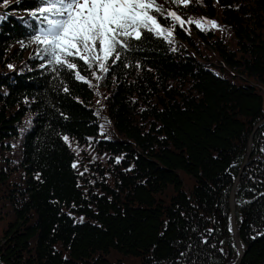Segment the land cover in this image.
<instances>
[{
    "label": "trees",
    "instance_id": "trees-1",
    "mask_svg": "<svg viewBox=\"0 0 264 264\" xmlns=\"http://www.w3.org/2000/svg\"><path fill=\"white\" fill-rule=\"evenodd\" d=\"M157 2L193 23L84 82L0 0V264H264V0Z\"/></svg>",
    "mask_w": 264,
    "mask_h": 264
},
{
    "label": "snow or ice",
    "instance_id": "snow-or-ice-1",
    "mask_svg": "<svg viewBox=\"0 0 264 264\" xmlns=\"http://www.w3.org/2000/svg\"><path fill=\"white\" fill-rule=\"evenodd\" d=\"M2 2L7 4L8 0ZM171 2L187 6L191 0ZM30 14L38 22L32 38V42L41 46L38 57L46 59L53 72L68 70L84 82L88 81L79 70L81 66L93 76H96L93 68L107 73L109 62L120 61L123 54L136 47L133 42L141 41L146 33L171 43L177 22L181 26L193 23L182 20L157 0H36V8ZM160 17L170 23L163 24ZM209 23L217 27L215 22ZM195 24L201 27L199 21ZM64 91H68L67 87ZM64 140L68 142V137Z\"/></svg>",
    "mask_w": 264,
    "mask_h": 264
},
{
    "label": "rangeland",
    "instance_id": "rangeland-1",
    "mask_svg": "<svg viewBox=\"0 0 264 264\" xmlns=\"http://www.w3.org/2000/svg\"><path fill=\"white\" fill-rule=\"evenodd\" d=\"M95 110H96V114L97 116H99L100 120H101V125H103V128H100V133H103V136H107L109 137V135H106L105 133H108V130L106 128V123H105V119L103 118V111L100 108L99 103L97 102L95 105Z\"/></svg>",
    "mask_w": 264,
    "mask_h": 264
},
{
    "label": "water",
    "instance_id": "water-1",
    "mask_svg": "<svg viewBox=\"0 0 264 264\" xmlns=\"http://www.w3.org/2000/svg\"><path fill=\"white\" fill-rule=\"evenodd\" d=\"M262 122H264V121H262ZM252 139V135H251V137H250V140ZM247 156H249V152H248V154H247ZM245 165V164H244ZM233 189H234V186H233V188H232V190L231 191H233ZM231 194H232V192H231ZM232 209V208H231ZM232 228H233V231L235 230V226H234V222H233V209H232ZM236 243H237V240H236ZM237 248H238V251H239V255H240V257H239V260L237 261V263L236 264H239L240 263V260H241V258H242V256H243V252L241 251V247H240V245L237 243Z\"/></svg>",
    "mask_w": 264,
    "mask_h": 264
},
{
    "label": "bare ground",
    "instance_id": "bare-ground-1",
    "mask_svg": "<svg viewBox=\"0 0 264 264\" xmlns=\"http://www.w3.org/2000/svg\"><path fill=\"white\" fill-rule=\"evenodd\" d=\"M261 124V123H260ZM257 127H258V125H257ZM256 128V127H255ZM259 128V127H258ZM253 142V141H252ZM251 154V153H250ZM246 163H247V160H246V162L244 163L245 165H246ZM244 165V166H245ZM244 166H243V168H244ZM234 190V189H233ZM233 191H232V194H231V207H232V209H233ZM234 233H235V230H234Z\"/></svg>",
    "mask_w": 264,
    "mask_h": 264
}]
</instances>
